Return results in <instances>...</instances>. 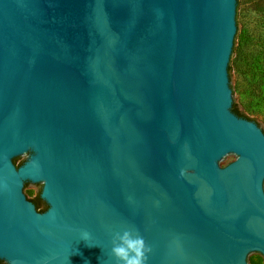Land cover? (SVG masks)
Instances as JSON below:
<instances>
[{
	"label": "water",
	"instance_id": "95a60500",
	"mask_svg": "<svg viewBox=\"0 0 264 264\" xmlns=\"http://www.w3.org/2000/svg\"><path fill=\"white\" fill-rule=\"evenodd\" d=\"M238 41L236 0H0V260L115 264L125 230L146 264L264 257V132L231 110Z\"/></svg>",
	"mask_w": 264,
	"mask_h": 264
},
{
	"label": "rangeland",
	"instance_id": "374dc122",
	"mask_svg": "<svg viewBox=\"0 0 264 264\" xmlns=\"http://www.w3.org/2000/svg\"><path fill=\"white\" fill-rule=\"evenodd\" d=\"M239 1V41L236 49L242 45L240 36L249 31L253 3L251 0ZM234 53L233 57L235 56ZM262 61V63H260ZM260 67L264 69L263 58L259 59ZM231 93L232 103L236 104L238 109L246 116L253 118L261 129H264V74L256 73L254 76L244 73L239 66H234L231 71ZM235 159L231 154L226 160L225 165ZM42 184L33 182L28 185L26 198L37 199L40 194ZM40 207L44 208L45 203L42 200ZM248 264H264L263 255L256 253Z\"/></svg>",
	"mask_w": 264,
	"mask_h": 264
},
{
	"label": "trees",
	"instance_id": "16d2710c",
	"mask_svg": "<svg viewBox=\"0 0 264 264\" xmlns=\"http://www.w3.org/2000/svg\"><path fill=\"white\" fill-rule=\"evenodd\" d=\"M253 3V10L249 25V31L240 36L242 45L238 49L232 47V52L235 53L234 58H229L228 76H231V71L234 66H239L244 73L254 76L256 73L264 74V69L259 68V59L264 60V0H251ZM238 4V0H236ZM262 63V61H260ZM231 110L238 116L253 120L241 112L237 105L232 103ZM264 132V129H262ZM33 199H31L32 201ZM42 199L38 196L35 199V207L38 211L45 210L46 207H40ZM0 264H6L0 260Z\"/></svg>",
	"mask_w": 264,
	"mask_h": 264
},
{
	"label": "clouds",
	"instance_id": "9594fccd",
	"mask_svg": "<svg viewBox=\"0 0 264 264\" xmlns=\"http://www.w3.org/2000/svg\"><path fill=\"white\" fill-rule=\"evenodd\" d=\"M88 233H83L84 239ZM149 249L143 238L134 230H125L114 236L111 247V255L115 264H146Z\"/></svg>",
	"mask_w": 264,
	"mask_h": 264
},
{
	"label": "flooded vegetation",
	"instance_id": "af4514ba",
	"mask_svg": "<svg viewBox=\"0 0 264 264\" xmlns=\"http://www.w3.org/2000/svg\"><path fill=\"white\" fill-rule=\"evenodd\" d=\"M16 166H18L17 164H15ZM40 197V194L38 195ZM38 198V197H37ZM35 199L32 200V202L35 204ZM45 203V202H44ZM45 207H47L46 203H45ZM46 209V208H45Z\"/></svg>",
	"mask_w": 264,
	"mask_h": 264
}]
</instances>
